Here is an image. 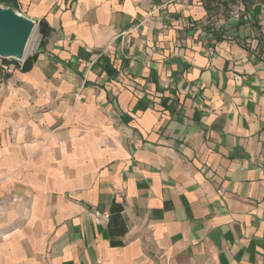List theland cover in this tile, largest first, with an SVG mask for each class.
Here are the masks:
<instances>
[{"label": "crops", "instance_id": "0c3cea01", "mask_svg": "<svg viewBox=\"0 0 264 264\" xmlns=\"http://www.w3.org/2000/svg\"><path fill=\"white\" fill-rule=\"evenodd\" d=\"M14 1L0 264H264V0Z\"/></svg>", "mask_w": 264, "mask_h": 264}, {"label": "water", "instance_id": "95a60500", "mask_svg": "<svg viewBox=\"0 0 264 264\" xmlns=\"http://www.w3.org/2000/svg\"><path fill=\"white\" fill-rule=\"evenodd\" d=\"M38 24L19 9L0 4V59L24 62L28 44Z\"/></svg>", "mask_w": 264, "mask_h": 264}, {"label": "trees", "instance_id": "16d2710c", "mask_svg": "<svg viewBox=\"0 0 264 264\" xmlns=\"http://www.w3.org/2000/svg\"><path fill=\"white\" fill-rule=\"evenodd\" d=\"M0 4L10 5L16 9H19L18 5L14 0H0ZM39 32L42 36V40L40 42V47H44L46 43L47 37L50 35L51 28L45 20L39 22ZM38 53H35L29 56L24 62L16 61V60H3V62L7 64H13L15 69L20 70L22 72L30 71L35 62L37 61ZM10 74H6L5 78L9 77Z\"/></svg>", "mask_w": 264, "mask_h": 264}, {"label": "rangeland", "instance_id": "374dc122", "mask_svg": "<svg viewBox=\"0 0 264 264\" xmlns=\"http://www.w3.org/2000/svg\"><path fill=\"white\" fill-rule=\"evenodd\" d=\"M39 43H40V34H39V31H38V28H37V29H35L32 37L30 39V42L28 44L27 51H26V54H25V58L26 59L39 50ZM1 62H2V60L0 59V63ZM15 70H17V69H12L11 72H7V71H4L0 67V79L2 80V78H5L6 74H11Z\"/></svg>", "mask_w": 264, "mask_h": 264}, {"label": "built area", "instance_id": "2783aa9c", "mask_svg": "<svg viewBox=\"0 0 264 264\" xmlns=\"http://www.w3.org/2000/svg\"><path fill=\"white\" fill-rule=\"evenodd\" d=\"M0 67L4 70V71H7V72H11L12 71V69H15V66L13 65V64H7V63H5V62H1L0 63ZM110 212H108V211H104L102 214H101V219H103V220H109V218H110Z\"/></svg>", "mask_w": 264, "mask_h": 264}]
</instances>
